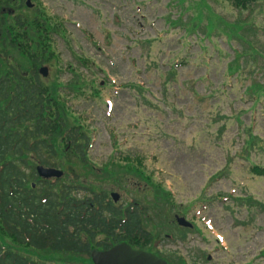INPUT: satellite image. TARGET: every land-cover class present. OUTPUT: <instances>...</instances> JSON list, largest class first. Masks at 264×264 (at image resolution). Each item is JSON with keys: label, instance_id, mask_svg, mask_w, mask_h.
<instances>
[{"label": "rangeland", "instance_id": "obj_1", "mask_svg": "<svg viewBox=\"0 0 264 264\" xmlns=\"http://www.w3.org/2000/svg\"><path fill=\"white\" fill-rule=\"evenodd\" d=\"M46 2L69 30L58 42L66 118L82 116L92 138L88 163L72 162L77 182L147 205L171 262L264 264V173L251 171L264 167V2L241 10L229 0ZM79 87L93 93L76 97ZM137 157L145 169L131 172ZM43 255L92 264L88 255Z\"/></svg>", "mask_w": 264, "mask_h": 264}, {"label": "trees", "instance_id": "obj_2", "mask_svg": "<svg viewBox=\"0 0 264 264\" xmlns=\"http://www.w3.org/2000/svg\"><path fill=\"white\" fill-rule=\"evenodd\" d=\"M230 1L242 9L248 2L257 0ZM7 35L3 48H0V264H51L44 253L88 255L93 264L90 256L95 243H98L94 238L96 233H104L116 238V241L125 240L135 246H146L161 233L157 229L159 232L155 235L152 229H147L156 226L153 217L147 216V205L144 206L143 224L138 206L123 210L110 203L105 205L108 195L104 188L77 182V166L72 162L79 159L88 163L90 141L82 125L78 124L80 118H74V122L69 123L66 113L61 118L54 112V119H36L34 110L41 108L43 95L35 100L31 89H36L26 81L22 85H14L10 67L37 66L44 62L41 55L44 52L43 42L35 44L38 54H34L31 41L23 32L14 39H9L10 30ZM52 58L49 56L47 62H51ZM90 59L80 61L90 66L94 63ZM54 87L48 90L49 103L52 100L56 103L58 98L56 85ZM86 91L85 87H79L73 93L76 97H89L93 93ZM64 104L67 108V103ZM137 158V162L128 169L131 172H142L141 166L145 169L143 159ZM38 163L61 165L64 177L40 178L36 173ZM104 171L112 174L114 169L108 165ZM251 171L263 174L264 167L253 164ZM125 175L128 174L124 173L122 177ZM144 178L146 181L150 179L145 175ZM149 184L163 190L166 197L172 199L171 192L160 184ZM81 185L85 189L82 196L79 194ZM141 227H144L143 230L139 229ZM179 260L181 264H186Z\"/></svg>", "mask_w": 264, "mask_h": 264}, {"label": "flooded vegetation", "instance_id": "obj_3", "mask_svg": "<svg viewBox=\"0 0 264 264\" xmlns=\"http://www.w3.org/2000/svg\"><path fill=\"white\" fill-rule=\"evenodd\" d=\"M7 30L11 31L12 39L15 37L19 38L18 36L22 35L23 32L27 40L31 41V49L34 54H38L35 44L38 41L43 42L42 47L44 52L41 53L44 57L43 64L28 66L27 69L19 65L10 67L14 85L18 83L22 85V82L26 81L36 89L34 91L31 89L35 100L40 98V94L43 95L41 108L34 110V118L54 119V112H57V116H62L64 103L60 89L63 88L64 84V72L63 70L56 73L51 71L54 67L50 66L47 58L49 55H54V53L59 54L58 41L64 31L63 19L50 11L46 0H0V41L3 40L4 36V40L7 39ZM48 43H50V46H48ZM43 65L49 66V74L44 75L40 73V68ZM1 77L2 75H0ZM55 83L57 85L56 93L58 98L56 103L53 100L49 103L48 90L49 88H55ZM51 85L54 86L50 87ZM94 238L101 241L100 243H96V247L100 249H104L107 245H110V248L112 245L119 243L114 240L110 241L111 236L107 235L95 234ZM148 251L156 253L163 258L167 255V253H163V250L159 246L151 247ZM166 258L169 262V257Z\"/></svg>", "mask_w": 264, "mask_h": 264}, {"label": "water", "instance_id": "obj_4", "mask_svg": "<svg viewBox=\"0 0 264 264\" xmlns=\"http://www.w3.org/2000/svg\"><path fill=\"white\" fill-rule=\"evenodd\" d=\"M47 67L41 69L42 72H46ZM37 171L42 177H61L63 171L54 167H46L40 165L37 167ZM113 198L117 201L120 195L116 192L112 193ZM179 224L192 227L193 224L185 217L177 216ZM92 259L94 264H168V262L154 254L152 252L143 249H134L129 244L123 242L115 245L109 250L100 251L94 249L92 251Z\"/></svg>", "mask_w": 264, "mask_h": 264}]
</instances>
